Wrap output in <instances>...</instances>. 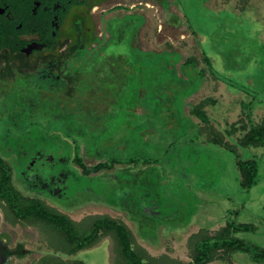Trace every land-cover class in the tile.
<instances>
[{"label":"rangeland","instance_id":"obj_1","mask_svg":"<svg viewBox=\"0 0 264 264\" xmlns=\"http://www.w3.org/2000/svg\"><path fill=\"white\" fill-rule=\"evenodd\" d=\"M121 2L103 20L108 63L82 68L70 101L36 99L20 113L16 98H0V158L14 185L83 231L100 217L124 223L150 264H188L209 237L264 249V145L240 144L264 126V0ZM90 53L80 59L99 60ZM205 102L208 124L192 114ZM77 157L88 167L122 164L86 175ZM250 160L259 173L246 190L238 162ZM0 209L9 244L23 248L8 264H126L114 235L71 253L45 224L17 219L1 200ZM211 256L209 264H264L226 249Z\"/></svg>","mask_w":264,"mask_h":264},{"label":"flooded vegetation","instance_id":"obj_2","mask_svg":"<svg viewBox=\"0 0 264 264\" xmlns=\"http://www.w3.org/2000/svg\"><path fill=\"white\" fill-rule=\"evenodd\" d=\"M115 1L112 8L102 9ZM121 1L0 0V98L5 101L16 98L23 108L12 111L20 113H25L27 105L30 108L36 99L70 101L85 74L81 69L108 63V60L100 62V58H106L101 46V40L107 36L103 20L110 10L123 6ZM134 31V42L140 47L142 26ZM90 51L99 53V60L80 59ZM31 79L37 83L32 84ZM31 85L34 95L29 91ZM38 180L35 177L34 181ZM57 181L61 179L52 183ZM40 184L43 190L53 192L49 185ZM7 234L2 230L0 217V264H8L22 254L23 248L20 245L13 248L5 237Z\"/></svg>","mask_w":264,"mask_h":264},{"label":"trees","instance_id":"obj_3","mask_svg":"<svg viewBox=\"0 0 264 264\" xmlns=\"http://www.w3.org/2000/svg\"><path fill=\"white\" fill-rule=\"evenodd\" d=\"M190 61V59L187 60V62ZM206 106V102L198 105L193 109L192 114L203 123L208 124L210 121L206 114ZM213 142L224 145L221 140H213ZM240 144L244 147L263 146L264 126L252 127L245 137L240 140ZM136 162L132 161L131 164H135ZM76 163L86 175L97 174L102 171H111L117 164H122L120 161L114 160L111 164L99 163L95 166L88 167L79 157L76 158ZM238 169L241 174V186L246 190H250L257 183L259 173L257 161H240L238 162ZM0 200L8 206L17 219L45 224L65 241V245L71 249V253H78L90 249L103 236L114 235L119 244L120 256L126 264H150L143 259L141 253L134 249L132 233L124 223L109 217H100L93 221L89 229L83 231L66 215L54 210L37 198L22 194L13 183V170L11 165L2 158H0ZM228 227L235 233L249 232L253 229L250 225L245 224H230ZM215 238L209 237V241L199 243L193 261L188 264H209L213 261L211 256L212 252L221 249L250 253L253 261L256 263H264L263 248L249 245L240 239L215 242ZM48 264L59 263L52 261ZM77 264L84 263L78 262Z\"/></svg>","mask_w":264,"mask_h":264},{"label":"crops","instance_id":"obj_4","mask_svg":"<svg viewBox=\"0 0 264 264\" xmlns=\"http://www.w3.org/2000/svg\"><path fill=\"white\" fill-rule=\"evenodd\" d=\"M146 5H151L152 6V8L154 9V4H152V3H150V2H148V3H146ZM141 13H142V11H141ZM144 14V13H143ZM147 17V16H146Z\"/></svg>","mask_w":264,"mask_h":264}]
</instances>
